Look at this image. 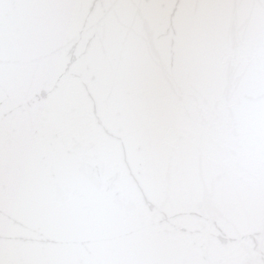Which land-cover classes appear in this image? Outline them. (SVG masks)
<instances>
[{
  "label": "water",
  "instance_id": "water-1",
  "mask_svg": "<svg viewBox=\"0 0 264 264\" xmlns=\"http://www.w3.org/2000/svg\"><path fill=\"white\" fill-rule=\"evenodd\" d=\"M0 264H264V0H0Z\"/></svg>",
  "mask_w": 264,
  "mask_h": 264
}]
</instances>
